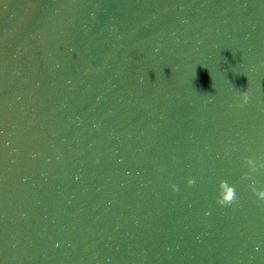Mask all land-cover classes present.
<instances>
[{
  "label": "water",
  "instance_id": "95a60500",
  "mask_svg": "<svg viewBox=\"0 0 264 264\" xmlns=\"http://www.w3.org/2000/svg\"><path fill=\"white\" fill-rule=\"evenodd\" d=\"M258 193L264 0H0V264H264Z\"/></svg>",
  "mask_w": 264,
  "mask_h": 264
},
{
  "label": "clouds",
  "instance_id": "9594fccd",
  "mask_svg": "<svg viewBox=\"0 0 264 264\" xmlns=\"http://www.w3.org/2000/svg\"><path fill=\"white\" fill-rule=\"evenodd\" d=\"M240 101L241 104H246L248 102V97L245 93H242L240 95ZM189 184H191V182H189ZM172 191L175 192L176 189L173 187ZM231 197H232L231 190H226V195H224V197L220 201H218L219 206L224 207L231 205L234 202V200ZM257 197L260 200H264V193H258Z\"/></svg>",
  "mask_w": 264,
  "mask_h": 264
},
{
  "label": "snow or ice",
  "instance_id": "6c2138e0",
  "mask_svg": "<svg viewBox=\"0 0 264 264\" xmlns=\"http://www.w3.org/2000/svg\"><path fill=\"white\" fill-rule=\"evenodd\" d=\"M57 247H58V245H57Z\"/></svg>",
  "mask_w": 264,
  "mask_h": 264
}]
</instances>
